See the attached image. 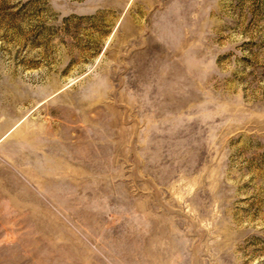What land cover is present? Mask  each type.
I'll return each mask as SVG.
<instances>
[{
    "label": "rangeland",
    "instance_id": "obj_1",
    "mask_svg": "<svg viewBox=\"0 0 264 264\" xmlns=\"http://www.w3.org/2000/svg\"><path fill=\"white\" fill-rule=\"evenodd\" d=\"M0 264H264V0H0Z\"/></svg>",
    "mask_w": 264,
    "mask_h": 264
}]
</instances>
